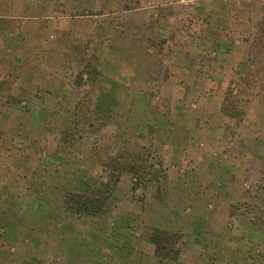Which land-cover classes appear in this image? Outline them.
I'll use <instances>...</instances> for the list:
<instances>
[{"label": "rangeland", "instance_id": "rangeland-1", "mask_svg": "<svg viewBox=\"0 0 264 264\" xmlns=\"http://www.w3.org/2000/svg\"><path fill=\"white\" fill-rule=\"evenodd\" d=\"M0 264H264V0H0Z\"/></svg>", "mask_w": 264, "mask_h": 264}, {"label": "trees", "instance_id": "trees-1", "mask_svg": "<svg viewBox=\"0 0 264 264\" xmlns=\"http://www.w3.org/2000/svg\"><path fill=\"white\" fill-rule=\"evenodd\" d=\"M106 187L105 184H101ZM108 191V190H107ZM105 192V190H87L83 194H68L66 196V203L68 209H72L74 212L78 214H89V215H95L97 213H100L104 209L105 201H106V194L108 192ZM154 243L159 247L160 241L153 238ZM172 243V241L168 242ZM168 255V254H167ZM166 255V256H167Z\"/></svg>", "mask_w": 264, "mask_h": 264}]
</instances>
